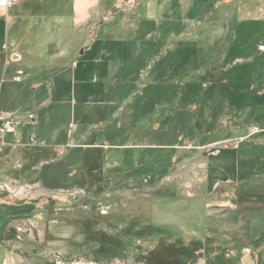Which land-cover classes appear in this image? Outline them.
<instances>
[{"label":"rangeland","instance_id":"1","mask_svg":"<svg viewBox=\"0 0 264 264\" xmlns=\"http://www.w3.org/2000/svg\"><path fill=\"white\" fill-rule=\"evenodd\" d=\"M258 1L263 22L237 14L229 37L170 43L174 37L160 30L138 37L145 52L128 46L129 62L114 83L107 81L105 104L88 119L87 143L96 147L85 158L79 147L66 155L57 150L37 165L36 178L68 184V191H28L25 201L35 213L52 210L57 224L16 223L9 264H196L214 250L203 241L239 236L241 245L253 246L250 231L260 232L264 218V0ZM125 19L133 22L131 16L114 22L119 40ZM4 53L0 115L30 114L35 105L3 73ZM111 59H90L86 83L71 82L53 96L43 126L63 145L85 129L80 102L95 98ZM98 66L103 72L95 82ZM4 230L0 210V235ZM251 248L256 254L258 245Z\"/></svg>","mask_w":264,"mask_h":264},{"label":"crops","instance_id":"2","mask_svg":"<svg viewBox=\"0 0 264 264\" xmlns=\"http://www.w3.org/2000/svg\"><path fill=\"white\" fill-rule=\"evenodd\" d=\"M212 1L19 0L14 7L0 12V58L4 51L6 61L3 73L10 76L14 87L19 88L16 91L27 93L28 100L36 107L30 113L35 115V121L10 128L4 134L0 146V210L5 224V230L0 235V264H9L11 260L16 241L10 230L16 223L38 220L49 229L57 224L52 217V210L38 214L25 201L28 191L31 194L68 191V184L55 187L46 184L42 175L36 178L37 165L47 163V155H54L57 150L66 155L79 147L83 149L80 158H85L86 152L96 147L87 143V134L93 124L89 125V121L93 114L100 113L105 104L101 99L106 93L107 81L112 80L114 83L118 73L129 62L128 53L131 50L128 46L135 44L137 53L145 52L147 47L138 37L144 34L155 35L160 30L162 34L171 36L172 39L174 37V41L171 40L170 43H191L193 41L188 38L191 36L196 37L195 41L206 35L229 37L231 19L241 13L254 22H263V2L215 0L216 3L212 5ZM119 16L133 17V22L124 20V40L114 37L117 31L113 26ZM160 19L167 20L164 27L158 22ZM218 21L222 22L216 25ZM148 24L153 26L148 29ZM89 53V58H85ZM93 53L96 55L92 56ZM259 54L264 56V52L260 51ZM103 56L112 58L104 77L106 81L97 90L96 100L91 96L85 102H80L83 120L87 122L85 129L77 133L75 140L81 139L82 145L75 146L73 137L63 145L60 137L53 134L51 136L43 126L48 121L55 93L63 91L71 82L73 85L86 83L91 73L90 59L102 61ZM95 71L94 81L98 82L103 71L100 66ZM216 76L218 74L214 73L211 78L215 79ZM6 82L7 80L2 79L0 83ZM74 96L75 94L71 102L73 105L76 104ZM97 139L101 140V136ZM52 140H56L55 145L49 144ZM22 147L28 149L24 150ZM252 219L249 221L250 228L256 226ZM258 224L260 232L250 231L249 242L250 245H258V254L254 253L251 248L253 246L241 245L242 237L217 238L203 241V244H213L214 250L210 256H207L205 250L203 258L196 264H264V218L263 223ZM231 244L238 246L231 248ZM223 245L228 248L222 249Z\"/></svg>","mask_w":264,"mask_h":264},{"label":"built area","instance_id":"3","mask_svg":"<svg viewBox=\"0 0 264 264\" xmlns=\"http://www.w3.org/2000/svg\"><path fill=\"white\" fill-rule=\"evenodd\" d=\"M234 1V0H230ZM19 0H0V12L8 10L11 7H14ZM259 50L264 52V46H260ZM35 121V115L30 114L28 116H1L0 115V141L3 139L4 134L13 127L25 125L28 122Z\"/></svg>","mask_w":264,"mask_h":264},{"label":"trees","instance_id":"4","mask_svg":"<svg viewBox=\"0 0 264 264\" xmlns=\"http://www.w3.org/2000/svg\"><path fill=\"white\" fill-rule=\"evenodd\" d=\"M91 229H92V228H91V226L89 225V226L87 227V231L85 230L84 233L88 235V234L91 232Z\"/></svg>","mask_w":264,"mask_h":264}]
</instances>
